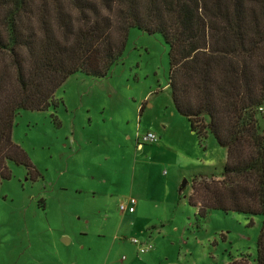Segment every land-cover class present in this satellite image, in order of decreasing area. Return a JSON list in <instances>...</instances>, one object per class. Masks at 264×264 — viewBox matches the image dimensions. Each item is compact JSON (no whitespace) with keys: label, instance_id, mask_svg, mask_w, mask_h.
Instances as JSON below:
<instances>
[{"label":"rangeland","instance_id":"obj_1","mask_svg":"<svg viewBox=\"0 0 264 264\" xmlns=\"http://www.w3.org/2000/svg\"><path fill=\"white\" fill-rule=\"evenodd\" d=\"M168 50L160 35L131 29L106 78L77 73L54 106L16 116L12 140L38 175L9 164L0 185V264H256L261 216L201 217L188 203L194 176L218 178L227 154L176 112ZM163 121L164 154L137 150L136 135ZM131 198L135 220L124 221L117 207ZM133 238L152 249L139 254Z\"/></svg>","mask_w":264,"mask_h":264},{"label":"trees","instance_id":"obj_2","mask_svg":"<svg viewBox=\"0 0 264 264\" xmlns=\"http://www.w3.org/2000/svg\"><path fill=\"white\" fill-rule=\"evenodd\" d=\"M131 29L163 38L176 112L226 150L218 178L194 176L188 203L201 217L261 216L264 264V0H0V185L9 164L38 175L12 140L16 116L48 109L77 73L106 78Z\"/></svg>","mask_w":264,"mask_h":264},{"label":"built area","instance_id":"obj_3","mask_svg":"<svg viewBox=\"0 0 264 264\" xmlns=\"http://www.w3.org/2000/svg\"><path fill=\"white\" fill-rule=\"evenodd\" d=\"M136 141H137V147L140 149L145 144H156L158 143L159 139L158 137L153 133H146V134H137L136 135ZM136 200L129 199L126 202L119 203L117 209L118 212L121 214H133L135 212V206H136ZM130 242L138 247V253L139 254H146L148 253L152 247L151 245H146L145 243L141 242L140 240L133 238L130 240ZM122 261H125V257L122 258Z\"/></svg>","mask_w":264,"mask_h":264},{"label":"crops","instance_id":"obj_4","mask_svg":"<svg viewBox=\"0 0 264 264\" xmlns=\"http://www.w3.org/2000/svg\"><path fill=\"white\" fill-rule=\"evenodd\" d=\"M145 105V104H144ZM137 113L139 114V118H141L143 116V114L145 113V110H144V106H137ZM174 114V113H173ZM141 122V121H140ZM188 122V121H187ZM168 127V124L166 122H162L158 125H153L151 127H147L145 129V133H153L155 134L159 141L158 143L156 144H153V148L150 150V154L151 156L154 155V154H164V149H166L167 147L166 146H170V145H167V143L165 142L166 139H165V136H164V133L163 131H165ZM191 132V130H190ZM192 135L195 136V134L193 132H191ZM196 137V136H195ZM197 138V137H196ZM211 139V138H210ZM199 141V140H198ZM205 144L208 142V138H206L204 140ZM151 145V144H150ZM137 150H140L141 152H143L145 149H144V145L138 149V147L136 148ZM153 157V156H152ZM136 214V209H135V212L133 214H129V216H127V214H122L124 215V221L125 220H128V221H134V215ZM122 261V259H121Z\"/></svg>","mask_w":264,"mask_h":264},{"label":"water","instance_id":"obj_5","mask_svg":"<svg viewBox=\"0 0 264 264\" xmlns=\"http://www.w3.org/2000/svg\"><path fill=\"white\" fill-rule=\"evenodd\" d=\"M183 187V186H182ZM63 242L67 244V240L66 239H63Z\"/></svg>","mask_w":264,"mask_h":264}]
</instances>
